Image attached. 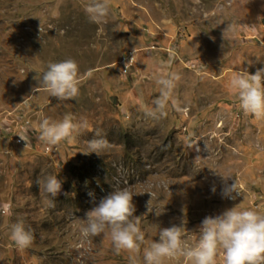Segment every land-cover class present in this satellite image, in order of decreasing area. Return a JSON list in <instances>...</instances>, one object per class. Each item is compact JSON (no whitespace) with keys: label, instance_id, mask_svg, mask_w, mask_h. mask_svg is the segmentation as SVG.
<instances>
[{"label":"rangeland","instance_id":"1","mask_svg":"<svg viewBox=\"0 0 264 264\" xmlns=\"http://www.w3.org/2000/svg\"><path fill=\"white\" fill-rule=\"evenodd\" d=\"M101 2L108 15L93 23V0H0V264H129L109 235L81 232L86 213L118 189L140 216L141 264L159 228L183 223L194 246L206 216L234 206L264 213V118L245 114L228 88L234 71L264 67V0ZM67 59L79 68V96L58 101L40 81ZM161 72L180 74L176 105L152 118ZM67 114L87 127L55 147L41 141V120ZM25 127L26 147L15 140ZM97 130L110 147L85 154ZM46 175L62 182L55 207L38 184ZM234 182L240 196L223 197ZM20 220L34 234L24 250L11 239Z\"/></svg>","mask_w":264,"mask_h":264},{"label":"clouds","instance_id":"2","mask_svg":"<svg viewBox=\"0 0 264 264\" xmlns=\"http://www.w3.org/2000/svg\"><path fill=\"white\" fill-rule=\"evenodd\" d=\"M85 11L91 22L100 23L108 15V6L101 0H93ZM176 56L175 50L169 49V65ZM180 79V74L175 72H161L156 76L160 96L153 100L154 107L146 115L152 118L166 116L169 103L176 105L173 92ZM80 84L79 68L72 59L49 63L40 81L42 89L58 101L76 99ZM228 88L238 97L239 106L245 114L254 115L257 119L264 118V67L257 68L254 74H249L247 69L234 71ZM86 127V122H75L71 114L65 115L60 121L45 117L39 123V138L50 147H55L72 138L73 134H80ZM16 135L25 142V147L28 146V128L20 129ZM95 135L97 138L87 141L88 151L85 154L101 155L110 147V142L101 131L97 130ZM221 177L225 181L231 178L230 175ZM38 184L48 206L55 207L54 198L62 188L57 175H46L38 180ZM212 191L215 192V187ZM88 195L93 196L91 192ZM222 196L232 200L240 196L236 182L225 186ZM11 210L10 203L3 205L5 214L11 215ZM135 211L130 191L126 188L113 190L86 213V219H82L81 232L85 237L109 235L115 254L126 252L129 254V264H141V245L145 242V233L141 230L140 216L134 215ZM183 230V223L180 226L159 228L158 240L143 249L142 264H165L166 260L180 258L186 264H217L218 254L222 257V264H264V213L257 210L234 206L219 215L206 216L200 224L198 242L194 246L182 239ZM11 239L19 249L24 250L32 245L34 234L20 220L11 225Z\"/></svg>","mask_w":264,"mask_h":264},{"label":"built area","instance_id":"3","mask_svg":"<svg viewBox=\"0 0 264 264\" xmlns=\"http://www.w3.org/2000/svg\"><path fill=\"white\" fill-rule=\"evenodd\" d=\"M15 140H16L17 142H21V140H20V138H19L18 136L15 138Z\"/></svg>","mask_w":264,"mask_h":264}]
</instances>
